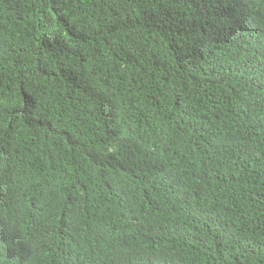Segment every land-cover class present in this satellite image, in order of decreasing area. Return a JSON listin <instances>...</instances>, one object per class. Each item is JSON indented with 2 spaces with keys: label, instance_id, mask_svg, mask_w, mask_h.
Returning a JSON list of instances; mask_svg holds the SVG:
<instances>
[{
  "label": "trees",
  "instance_id": "trees-1",
  "mask_svg": "<svg viewBox=\"0 0 264 264\" xmlns=\"http://www.w3.org/2000/svg\"><path fill=\"white\" fill-rule=\"evenodd\" d=\"M0 264H264V0H0Z\"/></svg>",
  "mask_w": 264,
  "mask_h": 264
}]
</instances>
